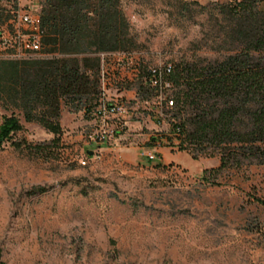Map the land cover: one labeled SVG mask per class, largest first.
I'll list each match as a JSON object with an SVG mask.
<instances>
[{
    "label": "rangeland",
    "instance_id": "obj_1",
    "mask_svg": "<svg viewBox=\"0 0 264 264\" xmlns=\"http://www.w3.org/2000/svg\"><path fill=\"white\" fill-rule=\"evenodd\" d=\"M228 3L122 0L136 39L130 50L149 66L222 61L237 47L228 34L233 17ZM14 6L12 0L6 8ZM139 84L133 77L126 89ZM172 111L156 125L158 117L141 107L123 133L91 145L86 134L97 122L84 109L63 105L59 135L16 111L24 128L0 146V259L7 264H264V205L257 200L264 196V164L244 158L241 165L203 179L205 169L219 166L221 154L207 148L195 157L180 149L172 123L177 110ZM1 113L11 111L0 107ZM151 143L174 147L166 149L173 161L161 163ZM145 151L157 160L150 161ZM39 186L47 190L36 191Z\"/></svg>",
    "mask_w": 264,
    "mask_h": 264
},
{
    "label": "trees",
    "instance_id": "obj_2",
    "mask_svg": "<svg viewBox=\"0 0 264 264\" xmlns=\"http://www.w3.org/2000/svg\"><path fill=\"white\" fill-rule=\"evenodd\" d=\"M40 3L45 30L41 53L48 55L0 58V107L11 111L0 114V146L24 128L16 111L55 135L62 131L64 104L92 114L100 96L99 54L136 45L122 0ZM228 4L233 16L228 34L237 43L234 52L213 64H174L172 74L178 87L172 123L180 149H189L195 157L207 148L221 154L219 166L205 169L203 179L241 165L244 158L264 164V0ZM10 12L0 5V25L10 19ZM46 190L36 188L40 193ZM257 200L264 205V196ZM0 264L7 263L0 259Z\"/></svg>",
    "mask_w": 264,
    "mask_h": 264
},
{
    "label": "built area",
    "instance_id": "obj_3",
    "mask_svg": "<svg viewBox=\"0 0 264 264\" xmlns=\"http://www.w3.org/2000/svg\"><path fill=\"white\" fill-rule=\"evenodd\" d=\"M8 6V2L0 4ZM18 6V3H17ZM12 16L0 25V58L27 59L41 55L45 30L42 26L41 5L28 4L24 8L11 10ZM100 70V96L97 106L92 110L96 127L86 134L89 145L103 144L123 133L128 122L140 114V109L158 117V124L167 117V111L176 107L178 87L172 79L175 66L173 62L147 65L135 50L103 52ZM114 61L115 67L110 63ZM141 73H144L142 76ZM139 78L140 84L133 97L112 94L111 90L123 91L133 80ZM177 123V121H176ZM180 131L179 125L175 126ZM180 143V142H179ZM97 157L95 149H89ZM150 161L157 160L153 151L142 152ZM87 164L85 158L81 159Z\"/></svg>",
    "mask_w": 264,
    "mask_h": 264
},
{
    "label": "crops",
    "instance_id": "obj_4",
    "mask_svg": "<svg viewBox=\"0 0 264 264\" xmlns=\"http://www.w3.org/2000/svg\"><path fill=\"white\" fill-rule=\"evenodd\" d=\"M40 1V0H38ZM28 4H24L22 0H18V6L20 8H24L26 7ZM110 66L111 67H115L116 66V63L114 61H111L110 63ZM115 94H118L120 96H125V97H133L135 95V90L134 89H126V90H123V91H117V93L115 92ZM158 123H156L157 125ZM145 139L146 135H143ZM151 147L154 148L158 154V158H159V161L161 163H164V164H168V163H171L173 160L170 159L167 154H166V149H168L169 151L171 149H173L174 147L172 146H169V147H166V146H158L157 144H152L151 143ZM172 151V150H171ZM179 152H181V150H177ZM199 161V160H198ZM217 163V162H216ZM217 165V164H215ZM214 165V166H215ZM205 168H207V166H205Z\"/></svg>",
    "mask_w": 264,
    "mask_h": 264
},
{
    "label": "water",
    "instance_id": "obj_5",
    "mask_svg": "<svg viewBox=\"0 0 264 264\" xmlns=\"http://www.w3.org/2000/svg\"><path fill=\"white\" fill-rule=\"evenodd\" d=\"M90 154H92V151H90Z\"/></svg>",
    "mask_w": 264,
    "mask_h": 264
}]
</instances>
